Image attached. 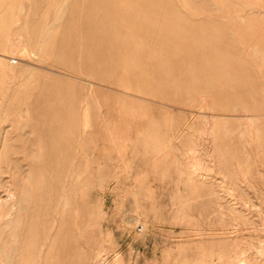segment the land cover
Segmentation results:
<instances>
[{"label":"rangeland","instance_id":"374dc122","mask_svg":"<svg viewBox=\"0 0 264 264\" xmlns=\"http://www.w3.org/2000/svg\"><path fill=\"white\" fill-rule=\"evenodd\" d=\"M100 263L264 264V0H0V264Z\"/></svg>","mask_w":264,"mask_h":264},{"label":"bare ground","instance_id":"6f19581e","mask_svg":"<svg viewBox=\"0 0 264 264\" xmlns=\"http://www.w3.org/2000/svg\"><path fill=\"white\" fill-rule=\"evenodd\" d=\"M131 4H132V3H131ZM133 4H134V3H133ZM133 6H134V5H133ZM134 7H135V6H134ZM134 9H135V8H133V10H134ZM133 13H134V12H133ZM128 39H129V37H128ZM128 39H127V42H128ZM2 59H3V58H2ZM5 197H6V196H5ZM101 263H102V262H101ZM101 263H100V264H101Z\"/></svg>","mask_w":264,"mask_h":264}]
</instances>
